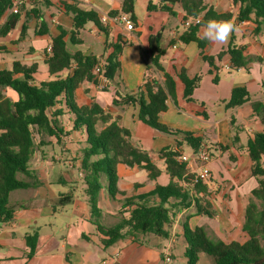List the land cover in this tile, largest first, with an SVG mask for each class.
I'll use <instances>...</instances> for the list:
<instances>
[{"label": "crops", "instance_id": "obj_1", "mask_svg": "<svg viewBox=\"0 0 264 264\" xmlns=\"http://www.w3.org/2000/svg\"><path fill=\"white\" fill-rule=\"evenodd\" d=\"M53 2L57 4V0ZM148 2L149 0H136L138 26L134 32H128L123 26L109 22L104 24L110 31L107 38L105 33L90 22L82 31L83 45L73 46L68 41L71 52L82 50L86 55L101 56L105 53L106 42L115 41L120 34L126 40L119 75L114 80L100 77L97 84L85 83L77 91V100L80 105L95 101L106 111L120 116L121 124L132 134V142L149 151L163 170L159 179H149L146 172L144 175L147 182H140L138 174L145 169L120 164L118 188L121 191L131 197L148 193L157 184L167 185L170 179L165 173L164 161L159 158V153L166 147L178 148L177 141L183 140L182 135L163 133L146 125L139 119L138 106L118 108L113 105V99L118 92L124 94L136 89L143 82L146 65L142 50L148 47L150 35L162 31L164 70L171 74L184 70L190 78L201 74L202 82L194 92V100L188 102L184 98V85L178 80L176 100H169V108L161 114L160 119L171 129L190 132L213 148L214 156L210 165L212 179L209 184L214 194L211 200L216 217L196 215L195 208L191 207L178 214L169 229L167 245L163 239L148 234L141 235L139 241H120L104 248L101 236L90 221L84 195L85 186L76 168L79 164V161H75L78 158L77 151L83 146L85 133L74 132L65 137L62 144L54 138H45L49 144L37 147L30 161L34 178L18 175L20 179L37 185L18 189L10 194L9 206L16 214L13 221L0 224V264H169L174 261L175 253L179 251L178 244H182L181 251L184 255L187 244L183 235V224L188 216L192 227L200 226L203 220L208 219L209 222L206 224L205 221L202 226L206 224L208 234L211 236L212 233L215 239L226 242L246 239L241 229L245 207L252 198L251 191L257 186L251 175V160L246 145L256 133L264 131L262 116L253 108V103H264V32L256 35L251 21L239 20V5L233 4L232 0H206L218 12L233 13L231 19L236 21L239 30L232 37H235L237 45L245 48L246 56L251 59L247 67L241 70H221L217 73L219 82L215 83V73L211 72V67L203 56H217L228 46L232 37L224 45H214L203 39L206 48L202 52L197 43L183 44L179 41L180 35L187 29L184 25L186 13L180 4L174 5L176 16H170L163 11L148 13ZM155 2L157 3L156 0ZM82 7L96 11L101 18L103 15H110L113 10H120L122 0H84ZM29 8L27 6L21 11V19L15 29L6 36H0V70L11 68L15 61L27 65L36 63L38 72L34 77L39 83L52 78L45 63V50L49 51L52 37L60 33V27L71 29L72 19L57 6L42 7L49 34L38 36L35 34L38 20L27 13ZM23 26L27 27V31L21 39ZM201 36L200 29L199 37ZM229 62L230 57L226 55L223 62L217 64L224 65ZM156 76L163 80L162 73H157ZM235 87H246L251 99L242 106L227 109L225 104L230 100ZM5 93L13 100L18 99L17 94L10 89L5 90ZM68 126L70 129L71 125ZM39 140L37 137L36 143ZM185 146L189 147L183 143L179 149L187 154ZM219 146L227 149L221 150ZM193 152L191 148L189 154ZM102 183L104 188L100 193L99 206L103 210V222L107 226L115 225L120 220V212L124 210L123 197L118 195L112 198L109 195L107 176L103 177ZM71 191H74V195L70 203L63 206L51 203ZM34 231L39 233V237L35 253L30 256L26 235ZM84 234L90 239H84ZM166 252L171 255L169 263L165 262Z\"/></svg>", "mask_w": 264, "mask_h": 264}, {"label": "trees", "instance_id": "obj_2", "mask_svg": "<svg viewBox=\"0 0 264 264\" xmlns=\"http://www.w3.org/2000/svg\"><path fill=\"white\" fill-rule=\"evenodd\" d=\"M35 0L23 5L21 11L30 6L28 14L38 20L35 34H49V27L44 20L42 7L57 6L72 19L69 30L59 28L60 33L52 37L50 51L45 50V63L48 67L49 80L37 83L35 74L38 64H24L15 61L11 68L0 70V224L9 223L15 219L16 211L9 206L10 194L18 189H28L36 186L18 177L24 174L34 178L30 161L36 148L49 144L45 138H54L62 144L65 137L74 132H84L86 138L83 146L77 151L76 166L84 188V195L89 208L90 221L95 225L101 236L104 248H109L120 241H139L141 235H154L161 239L170 237V227L176 221L179 213L194 207L196 215L215 218L217 213L212 203L213 190L207 182L195 183V174L190 173L186 164L179 163L180 152L174 147H166L159 153L164 161L165 173L169 176L167 185L157 184L148 192L136 196H127L118 188V166L145 169L149 179L157 180L163 170L153 160L149 151L136 146L132 142L130 130L121 124L116 116L106 111L97 102L80 105L77 91L85 83H98L103 77L114 80L121 71V56L126 45L123 35L115 41L106 42L105 53L101 56L86 55L82 50L71 52L68 41L73 46L83 45L82 31L90 22L109 38V27L101 22L99 14L94 10L82 7L84 0ZM149 0L148 13L163 11L170 16H176L174 5L180 4L186 13L185 19L200 18L199 25L191 24L180 35L183 44L197 43L202 52L206 42L199 37L201 26L209 19H231L232 12H218L206 0ZM239 5L238 19L249 20L254 24L253 32L260 35L264 32V0H232ZM136 0H122L120 10H113L110 15L126 13L135 27L138 17L135 12ZM13 0H0V22L4 21L0 36H6L17 26L21 19V11L10 13ZM27 27L23 26L20 38L26 35ZM68 37V38H67ZM162 31L149 37L148 47L142 50V58L146 65L143 82L134 90L124 94L117 93L113 105L118 108L127 106L139 107V119L146 125L160 132L171 135H182V141H177L178 148L186 143L194 152L208 146L202 138L193 136L190 132H180L164 124L160 116L169 108V100H176L178 80L184 85V98L193 101V95L202 82V75L190 78L184 70L171 74L162 66L165 50L162 48ZM230 57L232 69L246 68L251 61L246 56L245 48L235 43L232 37L228 46L217 56L204 55V60L215 73L214 82H219L218 72L224 70V57ZM100 72H96V67ZM162 73L163 80L156 74ZM12 90L18 99L8 97L5 90ZM250 93L246 87H235L231 98L226 102L227 109L242 106L250 101ZM256 113L264 121V103H253ZM71 125L69 129L68 125ZM101 126V127H100ZM39 142L36 143V138ZM226 150L224 146H219ZM213 158V148L208 146ZM251 160V175L257 186L251 191L252 198L245 207L242 232L246 235L244 241L229 242L212 238L205 227H192L187 221L183 224V235L186 240L184 257L187 264H198L200 255L211 256L215 264H264V131L256 133L246 145ZM108 178V192L112 198L123 197L124 210L120 212V220L115 225L107 226L103 222V210L99 206L100 193L104 188L103 177ZM74 191L62 195L51 203L63 206L73 199ZM39 233L34 231L26 235L30 248L29 255L35 253ZM84 239L89 240L87 235Z\"/></svg>", "mask_w": 264, "mask_h": 264}, {"label": "built area", "instance_id": "obj_3", "mask_svg": "<svg viewBox=\"0 0 264 264\" xmlns=\"http://www.w3.org/2000/svg\"><path fill=\"white\" fill-rule=\"evenodd\" d=\"M35 0H13V6L10 9V13L17 14L21 11L23 5L27 3L34 2ZM101 22L103 24H108L109 22L117 23L125 28L128 32H134L136 27L132 22L130 16L126 13H121L115 16L112 15H103L101 18ZM4 22H0V29ZM201 23L200 18H188L184 25L189 27L191 24L199 25ZM50 51V48H49ZM223 68L226 70H231V63H226L223 65ZM242 68H238L237 70H241ZM96 72H100V67H96ZM180 154L177 158L179 163L186 164V168L190 173L195 174L194 182H207L211 176V162L212 156L208 149V146L202 147L199 151L193 152L192 154H186L181 151L179 148H176ZM171 261V255L169 252H166L165 262L169 263Z\"/></svg>", "mask_w": 264, "mask_h": 264}, {"label": "clouds", "instance_id": "obj_4", "mask_svg": "<svg viewBox=\"0 0 264 264\" xmlns=\"http://www.w3.org/2000/svg\"><path fill=\"white\" fill-rule=\"evenodd\" d=\"M238 30L234 19H209L201 26V38L214 45H224Z\"/></svg>", "mask_w": 264, "mask_h": 264}, {"label": "rangeland", "instance_id": "obj_5", "mask_svg": "<svg viewBox=\"0 0 264 264\" xmlns=\"http://www.w3.org/2000/svg\"><path fill=\"white\" fill-rule=\"evenodd\" d=\"M85 37H87V39H88V35L86 34L85 35ZM9 59H12V57L11 56H9ZM225 74H228V73H226V72H224ZM101 127V126H100ZM185 150H186V152H187V154H189L190 153V151H191V148H189L188 146H185ZM146 172L147 171H140V173L138 174V181H140V182H147V178L145 177V175L144 174H146ZM164 178V177H163ZM212 179V178H211ZM211 179L210 180H208V183H210L211 182ZM164 180V179H163ZM107 221H108V218H107ZM107 221H105V223H108ZM206 221V222H205ZM207 221H208V219H205V220H203L202 222H201V224H199L200 226H202L203 225V223L205 222L206 224H207ZM209 222V221H208ZM205 224V225H206ZM203 226V227H207V226ZM207 229V228H206ZM211 237L212 238H216V237H214L213 236V234L211 233ZM163 241H164V243L167 245L168 244V240L167 239H163ZM178 246V249H179V251H177L176 253H175V258H174V261L172 262V263H169V264H187V261H186V258L184 257V255L182 254V244H178L177 245ZM198 264H215V262H214V260H213V258L211 257V256H209L208 254H206V253H202L201 255H200V261H199V263Z\"/></svg>", "mask_w": 264, "mask_h": 264}, {"label": "water", "instance_id": "obj_6", "mask_svg": "<svg viewBox=\"0 0 264 264\" xmlns=\"http://www.w3.org/2000/svg\"><path fill=\"white\" fill-rule=\"evenodd\" d=\"M117 119H120V116H116Z\"/></svg>", "mask_w": 264, "mask_h": 264}]
</instances>
